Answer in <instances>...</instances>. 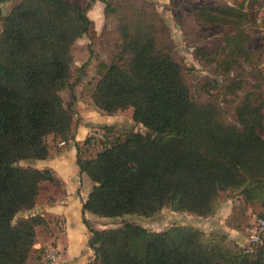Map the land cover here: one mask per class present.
Here are the masks:
<instances>
[{
  "label": "trees",
  "instance_id": "1",
  "mask_svg": "<svg viewBox=\"0 0 264 264\" xmlns=\"http://www.w3.org/2000/svg\"><path fill=\"white\" fill-rule=\"evenodd\" d=\"M94 1L79 7L67 0H0L13 2L0 12V264H27L37 228L46 226L41 215L21 213L34 207L42 182L57 178L49 168L20 162L46 159L48 135L74 144L78 169L93 183L82 216L152 217L167 207L210 217L224 191L264 210V100L246 93L235 108L237 123L224 120L212 103L193 101L181 66L157 47L141 14L119 18L120 56L99 62L91 98L106 113L130 108L132 121L146 132L109 138L113 127L101 126V150L91 158L79 155L89 138L74 141V112L60 91L70 83L75 41L91 30L87 10ZM99 1L105 14L116 12ZM245 16L242 6H203L197 12L205 24L239 25ZM82 222L98 264H264V236L248 250L193 227L150 231L123 222L95 229L84 216Z\"/></svg>",
  "mask_w": 264,
  "mask_h": 264
},
{
  "label": "rangeland",
  "instance_id": "2",
  "mask_svg": "<svg viewBox=\"0 0 264 264\" xmlns=\"http://www.w3.org/2000/svg\"><path fill=\"white\" fill-rule=\"evenodd\" d=\"M67 1L84 7L89 0ZM106 1L116 12L105 14L103 2L99 0L93 2L94 5L97 3L99 5L92 4L89 8L91 30L88 35H83L75 41L72 47L70 83L60 91L63 104L70 105L74 112L73 129L86 119L90 120L87 121L88 125L94 124V128L92 127L87 135L89 142L79 148L81 157H94L101 150L102 142L105 140L101 126L113 127L112 133H107L109 138L125 131L146 132L143 126L132 121L130 108L106 113L99 110L91 98L93 88L99 79V62L110 64L120 56L118 27L119 18L124 13L129 17L141 14L140 19L152 27L157 47L168 52L181 66L184 82L193 101L212 103L224 120L237 123L235 108L246 93L251 94L255 101L264 100V0L257 1L252 5L253 8L246 10L244 0H166L165 3L160 0ZM6 3L2 5L1 13H6L13 6V2H8L5 8ZM203 6H242L246 16L241 19L239 25L205 24L197 19V12ZM243 36L249 38L247 42V38L244 40ZM240 39L244 42L238 48L234 44ZM243 45L247 54L243 52ZM82 66L83 75H80ZM58 140L59 138L53 135L46 137L50 151H57ZM32 163L34 161L27 160L21 161L20 165L32 167ZM56 182L57 180L54 183L40 184L39 195L33 208L47 218L46 226L37 228V239L44 240L45 245L58 247L63 240V219L59 216L49 217L45 212L39 211L49 207V204H54L53 199L62 195L60 184ZM227 200L231 201L232 207L227 218H224L225 223L236 226L242 232L246 241L243 247L245 248L248 245V236L256 220L264 214V210L260 203L245 205L235 193L228 191L220 193L217 199V214L210 217L175 212L166 207L152 217L125 215L118 218H102L88 215L89 218L86 220L95 229H109L123 222H130L150 231H164L172 226H187L202 230L206 234L227 237L218 223L223 217L216 216ZM29 211L21 213V216H25ZM227 242L234 243L228 237ZM90 264L98 262L93 260Z\"/></svg>",
  "mask_w": 264,
  "mask_h": 264
},
{
  "label": "crops",
  "instance_id": "3",
  "mask_svg": "<svg viewBox=\"0 0 264 264\" xmlns=\"http://www.w3.org/2000/svg\"><path fill=\"white\" fill-rule=\"evenodd\" d=\"M160 1L162 3L166 2V0ZM256 2L257 0H244L245 10L247 8H253L252 5ZM3 4L4 3L0 4V12L2 11L1 7ZM97 4L99 5V3ZM7 5L8 2L6 3L5 8ZM90 10L91 9H88V16L91 19L89 14V12H91ZM1 14L3 15L4 12ZM87 121L90 120L86 119L83 123L78 124L76 128H72L74 141L80 144L87 137L88 132L92 127L94 128V124L88 125L89 122L87 123ZM56 145L57 151H49L50 153L46 159L35 160L31 166L37 169H51L57 178L56 183L60 184L62 195L57 199H53L52 202L54 204H49V207H46L43 210L39 209V211L45 212L49 217L59 216L63 219V240L58 247L53 245L58 250L57 260L52 263H47L42 260V252L43 248L48 245L43 243L44 240L41 241L36 237L33 252L29 255L27 264H90L93 261L94 256L93 251L88 246L89 233L82 222V217L84 216L85 219H87L89 216L93 217L94 215L85 213L82 216V202L87 199L93 183L78 169L76 164L77 151L74 144L68 142L67 144L64 143L61 147L60 145L62 144L57 142ZM231 207V201L227 200L226 204L222 207V210H220V213L216 215L219 218L223 217L218 220V223L221 230L226 234L230 241L244 247L246 241L244 240L242 232L236 226L227 225V223H225L224 218H227L228 214L231 212ZM32 210L34 212L30 210L25 216L39 214L43 217V213L37 212L36 208H33ZM45 219L47 221V218ZM36 233L38 234V231ZM41 250L42 252H40Z\"/></svg>",
  "mask_w": 264,
  "mask_h": 264
},
{
  "label": "built area",
  "instance_id": "4",
  "mask_svg": "<svg viewBox=\"0 0 264 264\" xmlns=\"http://www.w3.org/2000/svg\"><path fill=\"white\" fill-rule=\"evenodd\" d=\"M260 1V0H257ZM264 236V215L260 216L248 236L247 249L250 250L251 246L260 241ZM58 258V250L53 245L45 246L42 252V260L47 263L55 262Z\"/></svg>",
  "mask_w": 264,
  "mask_h": 264
},
{
  "label": "water",
  "instance_id": "5",
  "mask_svg": "<svg viewBox=\"0 0 264 264\" xmlns=\"http://www.w3.org/2000/svg\"><path fill=\"white\" fill-rule=\"evenodd\" d=\"M160 135L159 134H155L154 137H159Z\"/></svg>",
  "mask_w": 264,
  "mask_h": 264
}]
</instances>
